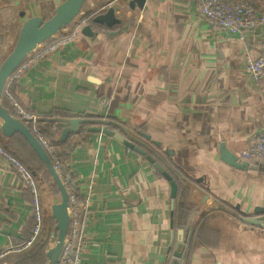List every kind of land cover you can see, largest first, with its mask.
Instances as JSON below:
<instances>
[{"label":"crops","instance_id":"obj_1","mask_svg":"<svg viewBox=\"0 0 264 264\" xmlns=\"http://www.w3.org/2000/svg\"><path fill=\"white\" fill-rule=\"evenodd\" d=\"M22 1L16 28L9 12L0 9L2 26L15 35L24 19L45 18L62 0ZM127 1L86 0L80 16L113 6L121 23L113 28L93 24L94 37L81 34L40 54L51 39L41 43L11 79L13 101L36 117L40 132L43 114L50 111L111 116L110 129L117 133L126 131L121 122H144L155 159L176 185L171 197L170 183L111 137L87 130L82 139L79 132L71 134V143L77 142L66 162L69 173L77 185L92 181L88 212L82 215L87 219L84 262L264 264V228L242 221L255 208L264 211V159L238 157L264 131V82L246 71L247 54L264 55V25L239 37L203 18L202 0H146L142 10L129 9ZM249 1L264 13V0ZM13 42L5 41L0 62ZM61 128L50 138L60 142ZM41 134L59 158L58 148ZM0 143L24 168L0 158L4 252L30 245L23 247L34 229L29 180L42 220L45 190L34 170L39 159L24 138L0 133ZM233 159L246 164L234 166ZM188 236L195 244L184 257ZM52 237L53 231L47 249Z\"/></svg>","mask_w":264,"mask_h":264},{"label":"water","instance_id":"obj_2","mask_svg":"<svg viewBox=\"0 0 264 264\" xmlns=\"http://www.w3.org/2000/svg\"><path fill=\"white\" fill-rule=\"evenodd\" d=\"M86 0H62L54 8L49 17L44 18L40 15H32L27 17L21 23L16 39L11 50L0 62V133L4 136H11L14 133H19L32 149L36 157L45 167V170L50 176L52 183L56 185L59 201L51 204L50 212L55 222V240L53 245L46 250V261L44 264H56L62 251L64 239L69 227V198L64 184L54 169L53 162L38 140L32 133L28 125L19 117L13 116L9 110L3 106V89L6 80L12 76L16 69L24 62L30 53L41 43L51 39L55 34L67 29L75 19L81 15L82 7ZM146 0H128L127 7L129 9L144 8ZM98 25L111 28L121 22V19L116 16L113 6L107 7L102 12H98L92 19ZM81 34L87 37H94V31L90 24H85L81 28ZM118 30L110 32L116 34ZM82 119L79 117L61 119L59 141L64 142L71 134L79 131V125ZM90 133H102L114 140L122 143L128 149L141 155L152 167L160 173L171 186V197H174L176 185L169 173L158 163L151 155L147 154L141 147L135 145L130 140L126 139L121 134L109 129L105 126H90L87 129ZM149 138L148 135H146ZM234 166H244L246 163H240L233 159L231 161ZM263 212L259 208L254 209V215L242 217V221L249 225L261 226L264 228V217L260 215ZM260 215V216H259ZM178 253L176 252L175 255ZM178 256V255H177Z\"/></svg>","mask_w":264,"mask_h":264},{"label":"built area","instance_id":"obj_3","mask_svg":"<svg viewBox=\"0 0 264 264\" xmlns=\"http://www.w3.org/2000/svg\"><path fill=\"white\" fill-rule=\"evenodd\" d=\"M200 13L201 16L206 20L214 21L216 29L218 31L230 32L238 35L239 37H242L244 32L251 31L258 25H264V13L258 11L249 0H202ZM85 24H87L86 18L83 16L78 17L67 29L63 30L64 32L62 31V36H60V34H55L51 38V42L48 45L41 46L43 49L40 54L43 51L46 52L48 50L55 49L59 45L78 39L79 37H81V28ZM36 48L32 52H34ZM24 65L25 64L22 63L20 67L22 68ZM246 71L255 79L264 82V55L251 57L249 54H247ZM16 74L17 70L12 74L11 77L6 80L3 89V97H7L9 100H11L18 114L25 121V123L29 125L32 133L38 138V140L50 156L53 162L54 169L56 170L58 176L64 184L69 198V207L67 209L69 215V227L67 235L64 239L61 254L56 264H86L83 260V253L87 242V236L85 233V225L87 219H81L82 215L88 212L92 181L88 180L85 182H81V184L79 183L77 185L78 193L71 185V182L67 176V174L71 172L69 163L63 164L60 161L56 154L55 148L39 131L36 125V117L23 110L16 102H14L10 92L7 90L12 77ZM238 157L242 161H259L261 159H264V131L253 143L240 151ZM0 158L3 161H6L13 168L24 170L22 163L18 159H16L9 151H7L1 143ZM25 177L29 179L28 174H25ZM29 183L34 193V229L33 236L23 247H27L30 242H32L42 224V215L38 207L35 185L30 180ZM17 250L20 249L10 248L4 252H0V260L6 254Z\"/></svg>","mask_w":264,"mask_h":264},{"label":"trees","instance_id":"obj_4","mask_svg":"<svg viewBox=\"0 0 264 264\" xmlns=\"http://www.w3.org/2000/svg\"><path fill=\"white\" fill-rule=\"evenodd\" d=\"M83 7H84V5H83ZM83 7H82V10H83ZM97 13H98V11L94 12V10L86 12L83 15V17L86 18V23L90 24V25L96 24L92 21V19ZM47 17H49V15L45 16V18H47ZM119 24H117V25H119ZM124 24L125 23H123L121 26L122 30H124L123 27L126 26ZM96 25H98V24H96ZM117 25H114V26H117ZM2 30L3 29L0 25V34H1ZM60 33H62V32H60ZM60 33H57V34H60ZM4 41H5V39H0V44H3ZM47 41H46V43L50 42L49 40H47ZM0 47H1V50H4L3 49L4 45H1ZM3 54H4V51H3ZM5 55H2V57H4ZM12 85H13V81L10 82L9 86L7 87V90L10 92V94L13 97ZM13 98L15 100V97H13ZM15 102L17 103V101H15ZM2 104L4 107H6L9 110V112L13 116H15V117L20 116L18 114L17 110L15 109L13 103H12V105H13L12 106L5 97L2 98ZM43 115H44L43 120H44L45 124H43V126H41V132L44 133L48 138H50L52 132L58 131L61 128L60 123H59L61 119L74 118V116L68 117L66 115V113L65 114L57 113V111H50V112L45 113ZM77 117L82 119V122L79 125V131H78L80 133V139H82L83 137L86 136V134H87L86 130L88 127L93 126V125H98V126L105 125L106 127L108 126L110 129V125H111L110 122H112L111 116L106 117V116H101V115L83 114V115H79ZM19 118L21 119V117H19ZM52 123H55L56 127H51ZM121 123H122V127L126 128V131L120 129L119 134H121L126 139L133 142L135 145L141 147L143 150L146 151L147 154L151 155L154 159L155 158L157 159L156 150L154 151V149L151 147L152 145L155 146V144L153 142H151V140L149 138L146 137L147 133H146V127L144 125V122L132 120V121L121 122ZM28 127H29V125H28ZM70 137H71V135L64 142H58V141L50 138L51 143L53 145H55L58 148V150L60 151L59 152V159L61 160L62 163H66L69 160V158L71 156V151L73 150V148L75 147L76 142H77V140H76V142L71 143ZM38 162H39L40 166L37 169L39 170V168H40V170H43V172L47 176H49V174L45 170V167L42 164V162L41 161H38ZM67 176L71 182V185L75 188L76 192L78 193L77 182H75V180L73 179L72 173H68ZM53 186L56 188V185L53 184ZM56 191H57V188H56ZM260 215L264 217V211L261 212ZM83 219L84 218L82 216L81 220H83ZM54 225H55V222H54V219L52 218L51 212H50V215L49 214L45 215V217L43 218L40 229H39L38 233L36 234V236L34 237V239L32 240V242L30 243V245L27 248L6 254L0 260V263L2 264L3 261H6L9 263L12 262V264H44L46 261V254L45 253H46V249L48 246V241L50 239V233H52V231L55 232ZM54 240H55V235H53V237H52V241H54ZM194 244H195V239L193 238V236H191V237L188 236V240L186 239L185 244H184V246L186 248L185 252H187V254L184 255V257L189 255ZM187 262H188V257L186 258V263Z\"/></svg>","mask_w":264,"mask_h":264},{"label":"rangeland","instance_id":"obj_5","mask_svg":"<svg viewBox=\"0 0 264 264\" xmlns=\"http://www.w3.org/2000/svg\"><path fill=\"white\" fill-rule=\"evenodd\" d=\"M11 1L12 0H0V9L4 11V14H6V12H9V17L10 16L12 17V22H13V18L15 20V22H13L12 25L16 28V24H18V22H19L20 12L23 10L25 2L22 1V0H18L17 4L12 5ZM0 19H1V16H0ZM2 23H3V21L0 20V25H1L2 29H3L1 34H0L2 36V37L0 36V39H5V41L7 39H14V41H15L17 33H16V35H15V32L11 33L8 28H5L4 26H2ZM15 31H16V29H15ZM63 32L60 33V36L63 35ZM5 41H4V43H5ZM4 43L0 44V46L4 45ZM13 44H14V42H13ZM13 44H12V46H13ZM12 46L10 47V49L12 48ZM10 49H9V51H10ZM3 51L4 50H1V47H0V55L2 54ZM34 170H36V173L39 174V178L41 179L40 185L42 187H44V190H45L44 214L48 215V214H50L51 203L53 204V203H56V202L59 201V194L56 191V188L53 186L52 180L50 179L49 176H47L43 172V170H40V168H39V170L38 169H34ZM55 234H56V232H53V235H55ZM6 264H8V263H6ZM9 264H12V263H9Z\"/></svg>","mask_w":264,"mask_h":264}]
</instances>
